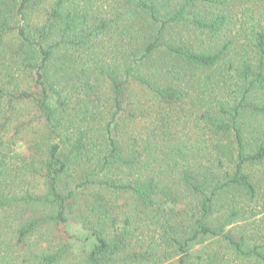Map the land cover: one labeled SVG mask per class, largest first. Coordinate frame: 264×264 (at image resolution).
I'll return each mask as SVG.
<instances>
[{
	"label": "trees",
	"instance_id": "trees-1",
	"mask_svg": "<svg viewBox=\"0 0 264 264\" xmlns=\"http://www.w3.org/2000/svg\"><path fill=\"white\" fill-rule=\"evenodd\" d=\"M253 1L107 0L103 11L89 0H0V215L15 214L11 237L0 224V264L65 262L71 220L92 239L82 264H162L165 251L143 250L141 233L168 237L176 264L213 240L264 264V237L248 245L227 229L259 194L264 170V5ZM188 85L203 134L219 142L197 151L172 131ZM152 117L146 138L126 131ZM29 128L39 144L19 137ZM25 159L32 167L15 177L36 178L43 193L5 183L7 160ZM113 168L126 176L108 178ZM38 234L47 245L33 249Z\"/></svg>",
	"mask_w": 264,
	"mask_h": 264
},
{
	"label": "rangeland",
	"instance_id": "rangeland-1",
	"mask_svg": "<svg viewBox=\"0 0 264 264\" xmlns=\"http://www.w3.org/2000/svg\"><path fill=\"white\" fill-rule=\"evenodd\" d=\"M93 8H99L103 11H108L107 9V0H89ZM111 1V0H110ZM254 3H256V6L254 7H260L263 8L264 0H254ZM262 11V10H260ZM262 13V12H260ZM40 14L42 13L37 12L35 13L34 17H40ZM173 33H178L179 37L182 35L183 39L184 34H186V29H177L173 30ZM197 46L194 44V47ZM164 62V56L162 58L158 59L156 62L153 63V68L160 67ZM165 72L164 70H161V75H157V79L163 82L164 78L162 76V73ZM186 83H182V87H185ZM195 85V84H194ZM184 91L188 93L187 98L185 99V103L180 106H175V113L172 112L173 116L177 118L180 117V121L175 124V127H172V131L177 134V136L183 137L184 140L193 143L192 145H188V148L191 150L193 148L194 143L196 144L194 146V151H197V148L200 149L203 148L204 142L207 141L208 144L215 143L216 140L213 136H210L207 132L203 134L204 128H205V122L201 120L199 117L201 115L202 110L200 111L199 103L195 99L196 94L194 92V88H191V86H187L186 88H183ZM209 95V94H208ZM194 105V106H193ZM198 105V106H197ZM185 108L184 110L177 108ZM20 112L15 113L11 119L9 120L8 124L12 126L14 123L16 124L18 119L24 118L27 112V107L22 105L20 106ZM186 113V116L181 115V113ZM24 113V114H23ZM153 120L152 118H145L138 123L137 127L133 129L130 126L126 127V131L130 132L133 136H136L138 134L144 136L146 138L147 133L149 129L153 127V124L151 123ZM178 131V132H177ZM0 137H2V133H0ZM20 138H24V141H35L37 144L41 142L40 139V133L38 132L37 128L27 129ZM199 139L200 142H196V140ZM226 139V138H225ZM225 141H221L220 143H223ZM219 143V142H216ZM15 152L18 154L24 153L25 146L23 142H19L15 144L13 147ZM212 150V149H211ZM187 152V150H185ZM202 162H205V159L200 158ZM8 162V171L9 174L8 179L5 180L6 184L11 185H17L19 186V189H24L27 183H30V185H35L36 189L34 191L43 193L44 188L42 186V183L37 184L38 180L36 178H32L28 176V178H24L22 176H19L18 178L15 177V173H22L24 172V167L27 166L28 168H31L32 165L30 164V159L22 160H12ZM116 168H113L111 172L108 174V178H112L113 180H118L122 176L123 178L127 174L126 169L120 168L119 171H115ZM256 169V170H255ZM254 170H250V172H258L261 171L258 168H255ZM29 171V170H28ZM122 176H121V173ZM262 183L258 186L259 194H257L256 198L253 201L243 200L242 203L239 204V216L235 220V222L227 227V229H230L232 231V235L234 237H244L246 240V244L252 245V244H259L261 243L263 237H264V170L262 171ZM19 189H15L13 187H8V191H17L21 192ZM128 199L127 195H122L119 202L124 203V201ZM128 208L122 206L121 208L115 209V212L119 214V223H121V219L123 218V213L127 212ZM4 214L0 215V224L3 223L9 224L10 228L3 229V233L11 237L12 231L15 227V222L13 220V217H15V214L9 213L8 217L5 218ZM44 231H47L45 229H40L38 233H44ZM66 231L70 235H72V245H73V254L68 257V259L65 262H62L61 264H68L69 261H71L72 264H82L79 255L82 253L83 245L84 243H90L92 241L91 238H87V234L81 230V227L74 221H69L66 226ZM54 236L57 237V232ZM162 233H141V243L144 247L143 250L149 247L151 243L154 245H159V252L165 251L166 258L162 261V264H176L179 256L175 254L174 249L172 246L168 245L167 238L163 239L161 238ZM183 234V233H178ZM150 235V236H149ZM172 235V234H171ZM173 236V235H172ZM150 237V238H149ZM46 237L42 236L40 234L35 235L34 237L30 238L29 242L33 249L39 247H45L47 245V242L45 241ZM163 240L166 242H163ZM134 240L132 239V242ZM86 246V245H85ZM192 258L190 260L191 264H259L255 262L254 260H246L242 259L240 257H237L233 251L229 250L226 247V244L223 242H216V241H207L203 244L197 245L192 248ZM163 257L161 258V260Z\"/></svg>",
	"mask_w": 264,
	"mask_h": 264
}]
</instances>
